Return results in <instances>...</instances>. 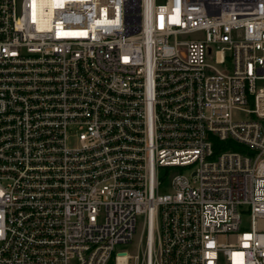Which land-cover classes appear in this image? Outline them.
<instances>
[{"label":"built area","instance_id":"obj_1","mask_svg":"<svg viewBox=\"0 0 264 264\" xmlns=\"http://www.w3.org/2000/svg\"><path fill=\"white\" fill-rule=\"evenodd\" d=\"M132 261L264 264V0H0V264Z\"/></svg>","mask_w":264,"mask_h":264},{"label":"rangeland","instance_id":"obj_2","mask_svg":"<svg viewBox=\"0 0 264 264\" xmlns=\"http://www.w3.org/2000/svg\"><path fill=\"white\" fill-rule=\"evenodd\" d=\"M196 37V35H187L184 36L183 39H194ZM240 118H245L244 115L239 116ZM143 231V220L142 218L138 219L137 222V232L133 238V241L131 244H126V245H119L117 246V250H123V251H128V253L130 255H139L140 258L142 257V249L143 246L141 247L139 239H140V235L141 232ZM131 264H136L135 261H132Z\"/></svg>","mask_w":264,"mask_h":264}]
</instances>
